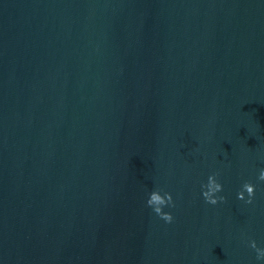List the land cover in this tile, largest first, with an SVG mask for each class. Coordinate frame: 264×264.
<instances>
[{
    "label": "water",
    "instance_id": "obj_1",
    "mask_svg": "<svg viewBox=\"0 0 264 264\" xmlns=\"http://www.w3.org/2000/svg\"><path fill=\"white\" fill-rule=\"evenodd\" d=\"M261 168L264 0H0V264H264Z\"/></svg>",
    "mask_w": 264,
    "mask_h": 264
},
{
    "label": "clouds",
    "instance_id": "obj_2",
    "mask_svg": "<svg viewBox=\"0 0 264 264\" xmlns=\"http://www.w3.org/2000/svg\"><path fill=\"white\" fill-rule=\"evenodd\" d=\"M218 173H211L207 177V182L201 184V195L203 196L206 203L215 205L218 201L223 202L225 200L224 196L215 195L222 191V185L217 179ZM259 181H264V168L259 170V175L257 177ZM161 189H154L148 194V199L146 204L152 208L153 212L163 219L166 223H170L173 220L172 214L170 212L163 211L165 205L169 207H174L172 196L169 192H163L161 194ZM245 192L247 193V198H245ZM237 199L244 200L245 203H252L253 197L255 195V185L249 181H245L242 184L241 190L236 193ZM249 246L253 248L256 252V259L258 261H264V248L257 247L254 240L248 241Z\"/></svg>",
    "mask_w": 264,
    "mask_h": 264
}]
</instances>
